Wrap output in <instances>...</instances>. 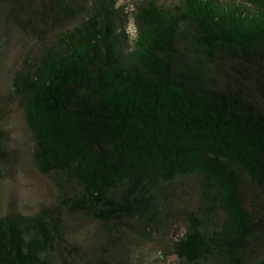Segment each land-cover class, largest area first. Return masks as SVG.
Listing matches in <instances>:
<instances>
[{"label": "trees", "instance_id": "1", "mask_svg": "<svg viewBox=\"0 0 264 264\" xmlns=\"http://www.w3.org/2000/svg\"><path fill=\"white\" fill-rule=\"evenodd\" d=\"M10 25L51 39L12 91L59 194L0 218V264H140L178 220L182 261L264 264V0H0Z\"/></svg>", "mask_w": 264, "mask_h": 264}, {"label": "rangeland", "instance_id": "2", "mask_svg": "<svg viewBox=\"0 0 264 264\" xmlns=\"http://www.w3.org/2000/svg\"><path fill=\"white\" fill-rule=\"evenodd\" d=\"M142 1L144 0H118V4L134 7ZM157 1L159 4L171 6L180 0ZM81 19L82 16L79 15L63 25L72 27ZM130 31L134 36L136 26L133 21L130 23ZM49 43L50 37H35L17 25H10L0 33V125L6 133L3 145L8 159L0 162V218L9 212L34 213L58 200L59 191L56 185L33 166L31 156L34 140L26 127L22 105L12 91L13 76L23 65L25 58L36 56ZM67 220L68 236L85 248L96 250L99 223L81 217H68ZM186 230L185 224L178 220L168 232L165 230V234H155L154 240L148 242L147 246L143 244L137 250V254L144 259L140 264H189L171 251L173 242L183 237Z\"/></svg>", "mask_w": 264, "mask_h": 264}]
</instances>
